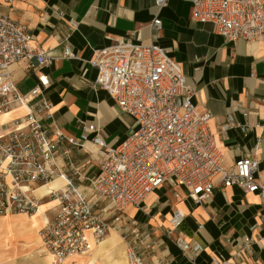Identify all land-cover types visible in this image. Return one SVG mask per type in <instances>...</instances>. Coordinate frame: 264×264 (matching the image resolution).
<instances>
[{
    "label": "crops",
    "instance_id": "0c3cea01",
    "mask_svg": "<svg viewBox=\"0 0 264 264\" xmlns=\"http://www.w3.org/2000/svg\"><path fill=\"white\" fill-rule=\"evenodd\" d=\"M190 8L187 0H169L161 9L153 0H0V13L26 26L32 45L51 60L42 66L35 60L14 63L10 78L21 95L38 86L40 77L47 81L30 105L35 109L41 100L49 103L50 116L38 117L50 138L55 140L58 130L79 139L92 124L104 142L115 147L134 123L104 90L92 86L96 71L89 61L95 50L114 40L156 44L180 66L197 110L211 115L208 129L222 152V167L229 169L236 160L251 157L258 161L257 179L264 181V44L226 42L212 24L192 22ZM71 19L77 22L73 31ZM155 19L158 29L151 26ZM65 48L76 58H63ZM4 114L8 116L0 126L23 117L25 110L14 106ZM227 114L244 130L222 133L220 124ZM91 138L88 135L80 146L55 140L58 170L87 198L92 196L89 180L102 157ZM213 183L212 197L201 204L191 201L185 189L169 185L150 193L139 209L128 207L121 215L109 202H98L94 211L109 224L107 235L95 244L88 233L91 251L61 264H127L128 248L135 249L144 264H210L218 256L232 264H264V216L258 196L223 188L218 177ZM64 184V179L55 178L35 190L40 202L33 215L0 216V264H51L39 252V231L56 214L57 203L45 194ZM176 210L183 220L173 229L170 220ZM245 236L250 245L240 252ZM177 238L198 243L203 251L191 260L176 247Z\"/></svg>",
    "mask_w": 264,
    "mask_h": 264
},
{
    "label": "built area",
    "instance_id": "2783aa9c",
    "mask_svg": "<svg viewBox=\"0 0 264 264\" xmlns=\"http://www.w3.org/2000/svg\"><path fill=\"white\" fill-rule=\"evenodd\" d=\"M168 1L153 0L157 9ZM187 1L190 20L212 24L224 41L264 44V0ZM68 24L70 31L76 29L75 20ZM151 26L158 29L159 20ZM63 58L76 56L65 48ZM33 60L40 66L51 61L32 45L26 26L0 13V115L14 106L25 110L23 117L0 126V216L33 215L40 202L35 190L55 178L64 179L62 188L45 194L57 203V212L39 231V252L49 255L51 264L88 254L92 248L88 233L95 244L107 235L109 224L94 211L98 202H109L121 215L128 207L139 209L150 193L164 185L185 189L191 201L201 204L212 197L213 179L218 177L223 188L237 187L245 194H256L264 216V181L256 177L258 161L243 157L231 168H223L222 152L208 129L211 115L197 110L180 66L156 44L123 39L95 50L89 65L96 71L92 86L104 90L118 110L133 120V130L115 147L108 146L100 129L92 124L84 127L79 139L58 130L53 133L56 141L65 139L73 146H80L92 134L91 142L101 151L97 172L89 180L92 196L87 198L55 164L57 144L38 117L40 113L50 116L49 103L41 100L35 109L30 105L47 81L40 77L38 86L21 95L10 78L11 65ZM231 128L244 130L227 114L220 130L225 133ZM182 220V213L176 210L170 220L173 229ZM250 241L248 236L243 238L240 252L249 248ZM175 245L191 260L203 251L198 243L182 238H177ZM126 262L144 264L133 248L126 250ZM210 264L232 263L218 256Z\"/></svg>",
    "mask_w": 264,
    "mask_h": 264
},
{
    "label": "bare ground",
    "instance_id": "6f19581e",
    "mask_svg": "<svg viewBox=\"0 0 264 264\" xmlns=\"http://www.w3.org/2000/svg\"><path fill=\"white\" fill-rule=\"evenodd\" d=\"M7 114H1L0 115V122H2L3 120H5L7 118ZM26 216V215H25ZM49 257V259H51V257L49 255H47Z\"/></svg>",
    "mask_w": 264,
    "mask_h": 264
}]
</instances>
